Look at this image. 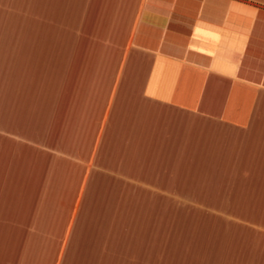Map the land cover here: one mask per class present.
<instances>
[{"label": "crops", "instance_id": "crops-1", "mask_svg": "<svg viewBox=\"0 0 264 264\" xmlns=\"http://www.w3.org/2000/svg\"><path fill=\"white\" fill-rule=\"evenodd\" d=\"M0 264H264V0H0Z\"/></svg>", "mask_w": 264, "mask_h": 264}]
</instances>
